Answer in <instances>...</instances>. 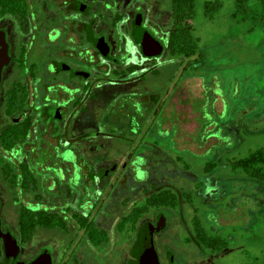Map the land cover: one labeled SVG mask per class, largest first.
Masks as SVG:
<instances>
[{"label":"flooded vegetation","instance_id":"obj_1","mask_svg":"<svg viewBox=\"0 0 264 264\" xmlns=\"http://www.w3.org/2000/svg\"><path fill=\"white\" fill-rule=\"evenodd\" d=\"M163 7L164 0H0V264H146L148 227L152 264H184L169 245L173 232L163 234L177 220L196 244L193 219L183 215L193 193L180 185L176 207L149 208L136 224L135 206L171 185L144 179L134 190L130 153L121 162L86 156L104 146L92 141L133 132L131 93L175 61L161 38ZM155 41L163 48L152 55ZM137 94L145 109L158 107L155 92ZM160 215L166 224L157 229ZM196 245L208 256L228 249Z\"/></svg>","mask_w":264,"mask_h":264},{"label":"rangeland","instance_id":"obj_2","mask_svg":"<svg viewBox=\"0 0 264 264\" xmlns=\"http://www.w3.org/2000/svg\"><path fill=\"white\" fill-rule=\"evenodd\" d=\"M205 1H196L193 20L204 64L194 68L180 59L166 61L130 95L126 107L134 116L133 132L125 128L108 141H92L104 146L92 152L87 148L86 156L121 162L130 153L134 161L128 168L138 170L130 182L134 190H142L144 183L139 181L145 179L168 183L174 190L184 185L193 193L183 212L186 220L197 216L210 235L228 240V249L217 256L204 255L175 220L163 237L173 232L169 245L178 261L260 264L264 257V181L234 168L233 162L264 148V33L258 27L250 30L249 21L238 23L232 18L234 0H221L223 6L212 19L206 17ZM171 5L172 0H164L161 10L165 11L161 19L165 45L173 24ZM164 59L171 60V54ZM139 91L155 92L158 107L152 104L145 109L137 98ZM102 115L99 112L97 118L104 122Z\"/></svg>","mask_w":264,"mask_h":264},{"label":"trees","instance_id":"obj_3","mask_svg":"<svg viewBox=\"0 0 264 264\" xmlns=\"http://www.w3.org/2000/svg\"><path fill=\"white\" fill-rule=\"evenodd\" d=\"M197 0H172L173 24L170 30L168 48L172 56L180 59L186 67H196L195 64L203 62V53L200 47V38L194 35L193 20L196 13ZM235 10L231 14L236 22L251 23L250 30L259 28L264 33V0H234ZM257 7H253V4ZM221 0H207L204 3V10L207 18H214L215 12L222 8ZM192 21V22H191ZM204 64V62H203ZM198 67V66H197ZM212 167L207 166L210 171ZM234 168H242L249 177L261 179L264 181V148L256 149L250 152L246 157L233 162ZM178 191L173 188H161L155 190L150 196L146 197L134 208L135 223L142 216L143 212L152 207H176L180 201ZM191 201L190 197L187 199ZM123 222H127L125 217ZM194 240L201 248L212 251H221L228 245L226 238L210 235L202 226L197 216L193 217ZM103 239V237H98ZM97 241V239H96ZM260 264H264L263 261Z\"/></svg>","mask_w":264,"mask_h":264},{"label":"water","instance_id":"obj_4","mask_svg":"<svg viewBox=\"0 0 264 264\" xmlns=\"http://www.w3.org/2000/svg\"><path fill=\"white\" fill-rule=\"evenodd\" d=\"M150 41V39H149ZM159 44V46L156 45V51L151 53L152 55H155V54H159L162 52V45H160V43L158 41H155ZM166 224V218L164 215H160L159 217V220H158V227L157 229H160V228H163ZM143 243H144V246H143V261L146 263V264H152L151 260H155L157 254H156V250H155V247H154V241H153V229L152 227H148L147 229H145L143 235ZM42 261H37L35 264H41Z\"/></svg>","mask_w":264,"mask_h":264}]
</instances>
